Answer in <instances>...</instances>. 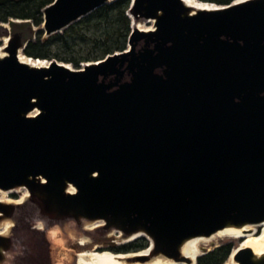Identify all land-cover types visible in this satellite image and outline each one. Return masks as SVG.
Wrapping results in <instances>:
<instances>
[{"label": "water", "instance_id": "obj_1", "mask_svg": "<svg viewBox=\"0 0 264 264\" xmlns=\"http://www.w3.org/2000/svg\"><path fill=\"white\" fill-rule=\"evenodd\" d=\"M238 1L190 14L180 0H130L126 17L151 30L130 25L127 52L79 69L22 64L26 42L7 37L0 190L24 188L55 222L143 234L142 250L106 251L149 249L125 264H190L185 241L263 222L264 0ZM109 3L53 0L39 31L60 33ZM8 213L0 203V220ZM232 251L236 264H264Z\"/></svg>", "mask_w": 264, "mask_h": 264}, {"label": "rangeland", "instance_id": "obj_2", "mask_svg": "<svg viewBox=\"0 0 264 264\" xmlns=\"http://www.w3.org/2000/svg\"><path fill=\"white\" fill-rule=\"evenodd\" d=\"M114 0H107L112 2ZM5 26V28H3ZM146 28V26H144ZM40 29L34 28L25 21L8 20L5 24L0 25V38L6 36L27 42L35 37V32ZM43 38V34H42ZM4 43L0 41V50ZM22 54V51H19ZM69 66V65H67ZM69 68H71L69 66ZM79 68H81L79 66ZM24 191L9 192L1 194L0 199L8 201L9 213L2 217L0 223L11 222L12 227L7 236H3L6 241L2 260L0 264H73V247L81 238L89 241L81 246L86 248V253L100 251H108L104 246H125L133 243L134 240L123 243L125 238L112 229L103 230V228L85 229V224L89 222L80 221L76 223L71 219H62L60 221H52L48 217L39 213V206L36 200L25 199L22 204L15 205V201L24 195ZM41 224V227H37ZM256 233L255 238L263 233V229L254 227ZM147 241L144 238H138L136 241ZM201 255L212 251L217 246L229 245V253L239 247L242 242L235 237H215L207 243H199ZM79 245V244H78ZM94 246V247H93ZM100 246V247H98ZM54 247L53 255L51 253ZM77 253V252H75ZM101 253V252H98ZM229 255V254H228ZM53 258V261H52ZM222 264H231L230 259Z\"/></svg>", "mask_w": 264, "mask_h": 264}, {"label": "trees", "instance_id": "obj_3", "mask_svg": "<svg viewBox=\"0 0 264 264\" xmlns=\"http://www.w3.org/2000/svg\"><path fill=\"white\" fill-rule=\"evenodd\" d=\"M53 0H0V23L8 20L25 21L34 28L40 27L41 10ZM197 2L226 6L235 0H196ZM130 0H114L94 10L60 33L42 38L41 31L29 39L22 54L42 61H56L79 69L80 65L101 61L108 55L125 50L130 33L131 20L126 17ZM146 242L133 241L126 246H143ZM229 245L200 256L196 264H222L228 254ZM229 258V257H228ZM228 260V259H227Z\"/></svg>", "mask_w": 264, "mask_h": 264}, {"label": "bare ground", "instance_id": "obj_4", "mask_svg": "<svg viewBox=\"0 0 264 264\" xmlns=\"http://www.w3.org/2000/svg\"><path fill=\"white\" fill-rule=\"evenodd\" d=\"M180 1L187 9H189L190 14H193L195 11H198V10H212L214 8V5L212 4L197 2L196 0H180ZM243 1H246V0H239L238 3L243 2ZM128 18L131 20V27L137 28L142 31L151 30L152 23L150 21H147V23L134 22L131 19V17L128 16ZM144 26H146V28H144ZM3 28H5V26H3ZM0 41L4 43V45L2 46L0 50V58H2L5 56L4 46L7 42V37L4 36L0 38ZM17 60L18 62L25 64L27 66H30V67L46 66V61L28 58L19 52L17 53ZM21 190L25 192L24 195L21 196L19 199H17L14 203L15 205H19V204H22L24 200L28 197V193L24 188L22 187L15 188L7 192L0 190V195L7 194L9 192L21 191ZM66 192L73 193V190L67 189ZM0 203L8 204V201L6 199H0ZM85 226H86L85 229L90 230L93 228H102L103 224L101 221H94V222H89L88 224H85ZM11 227H12L11 222L6 221V222L0 223V236L2 237L7 236ZM37 227L40 228L41 224H38ZM254 227H259L263 229V233L257 238H255L256 231ZM222 236L235 237V238L240 239L242 244L237 248L248 249L251 252L254 259H258L264 256V221L257 225H253V226H242L239 228L227 227V228H224L222 230L215 232L214 234L208 237H197V238L189 239L180 246L179 254L181 257L187 259L190 264H193L194 259L202 254L201 253L202 249H200L199 243L201 242L207 243L213 240L215 237H222ZM136 238H144V235L141 233L132 234L128 238H125L123 243L135 240ZM88 241L89 240L86 238H81L79 239L77 243L79 245H82L83 243L88 242ZM53 250H54V247H52V251H51L52 255H53ZM148 251L149 249L144 250L138 255L118 256V257L113 256L105 251H102L101 253H98V252L97 253L90 252V253H85V254L76 253L73 255L72 259H73V264H125L124 262H122L123 259L131 258V256H144L145 254H147ZM0 254L3 255L2 249H0ZM233 254L234 252L232 251L228 259H230L231 264H236L232 258ZM52 261H53V258H52ZM133 264H140V263H133ZM142 264H176V263L162 256H156L152 261L142 263ZM179 264H185V263H179Z\"/></svg>", "mask_w": 264, "mask_h": 264}, {"label": "flooded vegetation", "instance_id": "obj_5", "mask_svg": "<svg viewBox=\"0 0 264 264\" xmlns=\"http://www.w3.org/2000/svg\"><path fill=\"white\" fill-rule=\"evenodd\" d=\"M121 236V235H120ZM122 237V236H121ZM84 246L76 244L72 249L73 253L76 254L75 252L79 254H85L86 248H83ZM94 247V246H93ZM100 247V246H98ZM106 250L113 252V253H119V254H125V253H135L139 250L143 249V246H104Z\"/></svg>", "mask_w": 264, "mask_h": 264}]
</instances>
